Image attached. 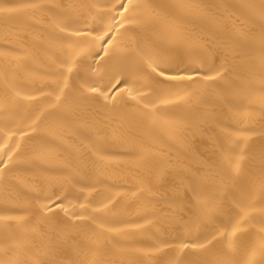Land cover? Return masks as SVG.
Masks as SVG:
<instances>
[{
	"label": "bare ground",
	"instance_id": "1",
	"mask_svg": "<svg viewBox=\"0 0 264 264\" xmlns=\"http://www.w3.org/2000/svg\"><path fill=\"white\" fill-rule=\"evenodd\" d=\"M136 3L105 56L77 33L117 0H0V264L211 262L242 217L241 264L264 239V0Z\"/></svg>",
	"mask_w": 264,
	"mask_h": 264
},
{
	"label": "snow or ice",
	"instance_id": "2",
	"mask_svg": "<svg viewBox=\"0 0 264 264\" xmlns=\"http://www.w3.org/2000/svg\"><path fill=\"white\" fill-rule=\"evenodd\" d=\"M113 8H119L120 10L116 12L114 16H112V22L107 25V28L105 31H103L102 34L97 36H89L87 33H77V36L80 38H87L90 40V43L92 45V49H95L97 46L100 47V51H103L105 56L109 54V47H115L113 44V38L105 39L106 37H109L110 34H113L115 32L120 31V29L125 28V21L128 20V14L135 12V9L141 7L140 4L136 3V0H126V2H122V0H117V4L112 5ZM146 7V6H145ZM3 11V10H0ZM264 14V13H262ZM116 16H119L121 19L117 20ZM184 37L182 35H178L174 42L175 43H182L184 41ZM104 44L109 45V47H104ZM89 49H81L80 52L77 53V56H83L89 53ZM148 59V69H150L151 74H154L158 78H162L167 82H174V83H184L187 82L189 84L196 82V77L200 74L201 70L205 67V64L201 63L197 65L195 68L192 69V74H182L177 73L175 75L168 74L171 71V65L166 63L162 59H154L152 57H147ZM185 72L188 70L185 69ZM208 71H213V69L209 68ZM68 72H72V68H68ZM221 76V72L217 71L216 74L208 75L207 73H204L203 75V81L205 83H211L216 81ZM115 80V83H112V80H109L106 84H97L94 86H91L89 88V92L91 94L98 95L103 97L105 101L109 100V92L115 91L121 83H125L123 77L116 78L113 77ZM104 89H107V91H104ZM129 95L131 94V89H128ZM56 99L59 101L60 97L57 96ZM135 99V97H133ZM167 103V101H165ZM147 107V105H145ZM0 147H6L0 146ZM11 154L9 153L8 159L11 160ZM242 159V157H241ZM0 163H4L0 161ZM240 170V164L237 162L234 167V171L238 174ZM2 171V169H0ZM261 191L264 192V180L261 181ZM51 200V197L48 198ZM210 201H204L201 204L202 210H206L207 212H212L215 210L214 207H208ZM47 207V206H45ZM50 211V209H49ZM245 216H247V213H245ZM5 219L4 217H0V220ZM244 221V217L241 218V221L237 222V225L235 227H232V230L230 233H225V239L228 241L227 243V250L222 251L216 254L215 258L211 261H204V260H194L189 261L188 264H241L240 260L236 258L234 253L236 252V246L234 244V238L237 236L238 233L243 231V229L240 227L241 222ZM207 245L204 244H183L181 245V251L183 252L186 249H191L193 251L197 249H205ZM264 257V239L258 241L256 245L252 248L251 252L248 255L247 260L244 262V264H257V257ZM54 264H61L60 261L54 262ZM157 264H166V262H157ZM170 264H183L182 261H176V262H170Z\"/></svg>",
	"mask_w": 264,
	"mask_h": 264
}]
</instances>
